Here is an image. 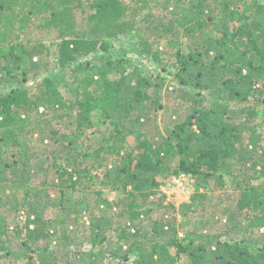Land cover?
<instances>
[{
  "label": "trees",
  "instance_id": "1",
  "mask_svg": "<svg viewBox=\"0 0 264 264\" xmlns=\"http://www.w3.org/2000/svg\"><path fill=\"white\" fill-rule=\"evenodd\" d=\"M246 1L178 0L180 5L172 6L173 0H0L1 77L6 87L16 85L11 92L0 94V189L7 184L27 189L24 252L20 255L27 264H50L53 255L54 231L42 215L39 190L33 185L36 165L51 161L58 182L69 178L71 191H77L90 169H82L76 155L69 162L71 151L87 130L94 129L91 116L95 112L113 125L105 145L95 155L112 150L118 156L116 169L104 185L129 194L119 206L120 216L128 222L142 215L132 199L138 196L147 202L155 198L161 188L158 177L165 174L174 178L183 175L192 181L190 201L179 206L183 218L202 208L211 192L225 188V174L235 190H240L235 204L222 213L227 222L235 221L238 227L241 217L264 207V181L253 184L264 178V133L254 124L264 113V4L255 0L250 12L240 11ZM180 6L189 7V13L169 20ZM231 22L236 25L230 27ZM82 23L85 29H80ZM129 32L138 36L140 49L163 71L170 70L169 76H144L136 67L127 72L126 61L111 57L74 68L81 59L109 53L113 40ZM44 35H54L51 45L57 47L56 61L43 42ZM154 37L169 45L186 38L188 52L180 47L172 59L165 49L154 48L150 43ZM24 60L26 67L21 65ZM56 69L77 74L73 88L68 89L73 100L55 79L41 78ZM113 74L119 77L112 79ZM30 81H35L33 88L26 87ZM166 82L180 105L189 107L183 120L166 125L164 136L156 133L159 136L147 138L146 127L162 108L156 95ZM204 91L214 95L211 101L204 97ZM62 118L68 119L65 126L53 127V122ZM245 130L250 132L247 139L243 137ZM131 136L137 151L122 153V143ZM35 142L42 146L41 153L35 151ZM112 142L111 147L106 146ZM51 144L60 148H47ZM88 154L86 151L82 157L88 158ZM247 163L248 172L238 174L237 169L246 168ZM203 189L206 192H201ZM71 191H62L60 205H66L68 196L72 201ZM96 203L112 207L108 201ZM171 207L176 210L174 204ZM163 222L154 224L151 235L140 231L127 234L119 228L123 244L117 243L112 260L116 264H175L176 257L170 253L173 247L178 255L188 253L194 264H264L263 240L247 239L259 245L257 250L220 237L213 248L196 244V239L183 245L178 242L175 225ZM262 223L264 214L255 221ZM104 227L101 220L93 221L89 244L104 246L108 240ZM193 236L201 238L197 232ZM65 240L72 242L68 236ZM124 246H128L125 251ZM4 251L10 255L0 243V252ZM131 256L136 259L129 263Z\"/></svg>",
  "mask_w": 264,
  "mask_h": 264
},
{
  "label": "rangeland",
  "instance_id": "2",
  "mask_svg": "<svg viewBox=\"0 0 264 264\" xmlns=\"http://www.w3.org/2000/svg\"><path fill=\"white\" fill-rule=\"evenodd\" d=\"M254 1L255 0H247L245 3L243 2L239 10L250 12L251 10L249 8L251 5L253 6ZM257 1L264 4V0ZM175 5H180V2H178V0H173L172 6ZM188 10L189 7L180 6L177 14L171 15L169 20L175 19L183 12L188 14ZM83 25H85V23H82V28L80 29H85ZM234 25H236L234 22L230 23V27ZM44 36L45 39L43 42L49 47L51 59L54 61L57 57V47L51 45L54 35ZM139 40L140 39L134 32H129L128 35L113 40V45L109 53L98 52L88 58L81 59L75 64L74 68H77L81 63L90 62L95 64L101 61V59L111 57L114 60L121 59L126 61L124 68L127 72H130L133 67H136L140 74L144 76H169L170 70L163 71L158 63L140 49ZM150 43L154 45V48L165 49L167 51V56L169 54L172 55V59H174L173 56L180 47L188 52L186 38H183L180 43L169 45L166 42L158 41L157 38L154 37L150 40ZM17 53L21 55V50L18 49ZM26 62L27 61L24 60L23 63H21L22 67L27 66ZM1 75L2 73L0 71V94L3 95L11 92L16 85H12L13 88L12 86L10 88L9 86L6 87L5 80H2L3 77H1ZM76 76L77 74H75L74 71L56 69L41 78L50 77L55 79L60 90L66 96H69V100H73L68 89L73 88V80ZM110 77L114 79L119 76L113 74ZM34 84L35 81H30L26 87L30 86L33 88ZM164 85L163 89L161 88V91L156 95L162 104V108L158 109V114L156 117H153V121L146 127L147 131L144 136L147 138H152L153 135H155V137L159 136L156 133H161L160 135L164 136L166 125L168 123H173L179 118L183 120L186 115V108L189 107V104L180 105L182 102L172 96L173 94L169 93V90H167V87L170 86L168 82ZM203 95L210 101L214 97L213 94L207 91H204ZM231 105L233 109L238 108L236 105ZM67 120V118H62L53 122V127L60 128L61 126H65ZM91 121L94 125V129L87 130L84 138L75 143V148L71 151L72 158L69 162H72L76 155L80 157L79 163L82 169H90L88 175H84L82 184L78 186L77 191H71L69 178H65L64 182H58V172L56 168L50 164L51 161H45L44 163L40 162L36 165L37 173L33 179V185L39 190L38 199L42 202L40 207L42 215L49 221L50 228L54 231L51 238V252L53 255L49 258L50 264H116L118 262L113 261L111 255L114 251L118 250L119 244L117 243H122L118 237L119 228H124L127 234H134L136 231H140L151 235L153 233L154 224L160 223L161 221H164L163 223L170 221L172 225H175L179 233L178 242H181L183 245H188L191 240L196 239V244H205L207 247L213 248L216 239L220 237L221 240L240 243L250 250H257V246L259 245L251 243L247 241V239L252 241H264L263 223L259 225L255 224L256 217L263 216L264 207H258L256 210L254 209L248 214L249 216L247 218L241 217L239 220L240 226L238 227H235V221L229 220V222H227V217L223 216L222 213L224 209L234 205V202L240 194V190H235V186L232 184L230 177H227V174H225L224 177L226 180L225 188L223 190L218 189L211 192L210 197L203 202L202 208L196 210L194 214L190 213L188 218H183L181 216L179 206L190 201L194 193L192 181L183 175L180 178H174V176H170V174L159 176L158 181L161 183V188L156 192L157 195H155V198H151L150 201L147 202L143 201V199L138 196L132 199L136 205L141 207L140 212H142V215L137 221L133 223L128 222L127 217L120 216L122 211L120 207L126 202V198H128L129 194L111 185H104L108 176L116 169L118 156L115 155V152H112V150L100 153L98 157L95 155V152L100 149L102 145H105L104 139L108 138L110 135L113 130V125L110 121L102 118L100 112L93 113ZM237 121L240 123H242V121L244 122L242 118H238ZM254 124H256L258 132L264 133L263 112ZM156 126H158L159 130H156ZM249 136V130H245L243 137L247 139ZM35 138L37 139L36 136ZM64 143L68 144V141H64ZM38 145L39 144L35 142L33 147L35 151L38 149V152L41 153L43 148ZM89 145L91 148L87 150ZM112 145L113 142L106 144V146L110 147ZM136 145L137 142L134 140V137L131 136L127 139L126 143H122V153H125L126 150L136 152ZM54 147L60 148L58 144H51L47 148L53 149ZM86 151L89 153L88 158L82 157V155H85ZM172 166L174 167V164H172ZM248 169L249 163H247L246 168L237 169V172L238 174H240L239 172L247 173ZM259 169L260 168H258V170ZM263 181L264 178L258 179L254 181L253 184L259 185ZM211 187L215 189L213 183ZM63 190L69 194L71 191V196L73 197L72 201H70L72 202L71 205L68 201L70 200V196H66L67 203L65 206L58 203V199L61 197ZM201 192L206 191L203 189ZM26 193V188L10 184L3 185L0 189V197L2 200V207L0 210V243L3 244L4 248L10 251L9 256H7L5 251L0 252V264H27L26 260L20 256L24 252L22 243L25 239V224L27 222L28 207L25 204ZM68 193L67 195H69ZM162 196H165V198L163 197V201ZM99 201L101 204H103V201H108L112 204V207H105L104 205L99 207L96 203ZM172 204L176 207L175 211L173 208L174 206L171 207ZM97 219L101 220L102 224L105 225L103 230L106 232L105 235L108 238L103 247H94L88 242L93 230V221ZM105 222L109 225H106ZM17 228L20 229L18 232ZM195 232L199 233L201 238L193 236ZM67 236L72 239V242L65 240ZM127 247L124 246V251ZM170 253L173 257H176L175 264H194V261L188 253L178 255V250L173 247L170 248ZM118 254L122 256L123 252L118 251ZM135 259V256H131L129 263Z\"/></svg>",
  "mask_w": 264,
  "mask_h": 264
}]
</instances>
